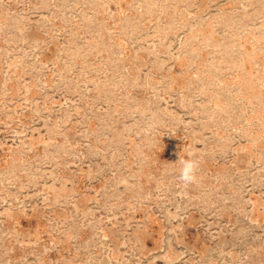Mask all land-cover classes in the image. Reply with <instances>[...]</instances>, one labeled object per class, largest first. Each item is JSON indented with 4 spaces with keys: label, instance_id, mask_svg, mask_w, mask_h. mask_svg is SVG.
Instances as JSON below:
<instances>
[{
    "label": "rangeland",
    "instance_id": "374dc122",
    "mask_svg": "<svg viewBox=\"0 0 264 264\" xmlns=\"http://www.w3.org/2000/svg\"><path fill=\"white\" fill-rule=\"evenodd\" d=\"M0 264H264V0H0Z\"/></svg>",
    "mask_w": 264,
    "mask_h": 264
},
{
    "label": "clouds",
    "instance_id": "9594fccd",
    "mask_svg": "<svg viewBox=\"0 0 264 264\" xmlns=\"http://www.w3.org/2000/svg\"><path fill=\"white\" fill-rule=\"evenodd\" d=\"M181 167L179 169V177L178 179L184 185H193L198 183L199 176L198 172L200 170V161L199 159H194L189 156V158L182 159L179 157L178 159Z\"/></svg>",
    "mask_w": 264,
    "mask_h": 264
}]
</instances>
